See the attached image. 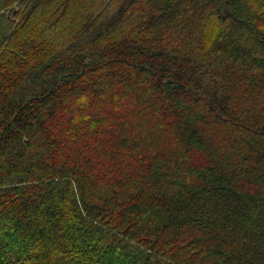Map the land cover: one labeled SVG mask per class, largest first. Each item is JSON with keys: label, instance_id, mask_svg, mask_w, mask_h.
I'll return each mask as SVG.
<instances>
[{"label": "trees", "instance_id": "1", "mask_svg": "<svg viewBox=\"0 0 264 264\" xmlns=\"http://www.w3.org/2000/svg\"><path fill=\"white\" fill-rule=\"evenodd\" d=\"M0 264H264V0H0Z\"/></svg>", "mask_w": 264, "mask_h": 264}]
</instances>
